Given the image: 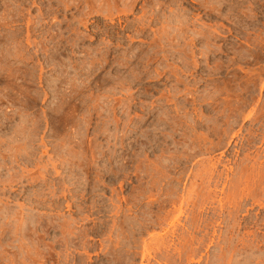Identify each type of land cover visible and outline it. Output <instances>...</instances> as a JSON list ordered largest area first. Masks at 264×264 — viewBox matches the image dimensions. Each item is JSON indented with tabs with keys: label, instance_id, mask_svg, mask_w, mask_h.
Instances as JSON below:
<instances>
[{
	"label": "rangeland",
	"instance_id": "1",
	"mask_svg": "<svg viewBox=\"0 0 264 264\" xmlns=\"http://www.w3.org/2000/svg\"><path fill=\"white\" fill-rule=\"evenodd\" d=\"M0 264H264V0H0Z\"/></svg>",
	"mask_w": 264,
	"mask_h": 264
}]
</instances>
